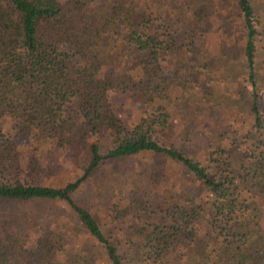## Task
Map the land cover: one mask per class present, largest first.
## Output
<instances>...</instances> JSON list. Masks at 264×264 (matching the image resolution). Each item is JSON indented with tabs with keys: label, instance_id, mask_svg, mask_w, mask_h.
Here are the masks:
<instances>
[{
	"label": "trees",
	"instance_id": "1",
	"mask_svg": "<svg viewBox=\"0 0 264 264\" xmlns=\"http://www.w3.org/2000/svg\"><path fill=\"white\" fill-rule=\"evenodd\" d=\"M149 1L0 0V116L16 121L8 128L0 122V264H264V9L233 1L247 89L242 126L233 115L197 113L201 99L190 93L184 107H194L191 119L204 128L190 141L170 113L175 80L187 89L188 78L168 72L188 60L193 43L183 40L184 31L157 25ZM221 19L229 27L231 18ZM119 42L135 62L115 76L103 65ZM210 61L219 73L212 63L221 56ZM113 91L126 92L139 115L120 117ZM208 96L215 98L213 88ZM178 142L196 144L206 163ZM78 150L84 164L74 180L59 187L34 182L45 171L43 158ZM138 156L162 161L161 179L152 168L157 191L146 200L119 193L99 216L75 198L105 163ZM181 175L197 185L183 190ZM200 190L206 195H191ZM58 203L103 257H69Z\"/></svg>",
	"mask_w": 264,
	"mask_h": 264
},
{
	"label": "rangeland",
	"instance_id": "2",
	"mask_svg": "<svg viewBox=\"0 0 264 264\" xmlns=\"http://www.w3.org/2000/svg\"><path fill=\"white\" fill-rule=\"evenodd\" d=\"M233 1H149L153 6V10L156 11L157 25L159 23L164 26L172 25L173 29L178 28L182 32L184 31L186 38L183 40L187 39L186 41L193 43L189 46V52H186L188 60L186 62L181 60L180 64H176L168 72L171 76L179 72L180 79L182 77L188 78L187 87L189 88L187 89L185 86L184 89L182 88V83L179 79L175 80L174 89L176 96L173 97V103L176 105L170 109V113L175 125L184 127L187 130L185 136L190 141H195L198 138V134L204 130L202 121L195 122L191 119L194 107L192 105L184 107L186 97H192L190 93L201 99L199 102L200 107L196 108L197 113L212 115V113L217 112L216 114L233 115L234 124L238 128L242 126L243 113H245L246 109L245 98L247 89H245V83L242 82L244 80V70L238 55L242 32L236 24L237 17L235 15V2ZM252 2L264 9V0H252ZM221 17H225V22H227V17L231 18L229 27L223 24ZM193 25H197L199 28L196 26V31H193L191 30L194 27ZM190 32L195 33L192 39H188L191 35ZM181 43H184V41ZM117 46L106 59L103 67L108 73L122 76L128 72L135 60H133L134 57L130 55L128 50L122 46L121 42ZM218 54L223 61L216 64V66L212 63V66L217 68L219 73L211 70L209 66V62H212L210 60ZM175 57L176 54H174ZM168 58L171 59L173 57L168 56ZM203 65H208V69L202 67ZM203 68L204 70L202 71ZM227 70H230V76L225 74ZM197 82L200 83L202 88L201 90L197 89L195 92L191 87ZM210 88H213L216 94L215 98L208 96ZM110 100L114 111L119 113L123 119L126 120L139 115L137 107L131 106V98L127 96L126 92L113 91L110 93ZM244 119L246 118L244 117ZM0 122L4 125V128L13 127L16 124V121L9 115H1ZM100 141L105 152V149L110 144V139L104 134ZM176 146L181 147L184 151L188 150V154L191 157L206 163L205 155L195 150L196 144L193 142L185 144H179L178 142ZM83 155L80 150L63 154L50 153L43 158L45 171L36 176L34 182L59 187L64 182L74 180L80 173V166L84 164ZM161 162L159 159L152 160L148 156L108 161L97 171L92 180L81 186L80 192L75 195V198L92 213L99 216L104 212L105 202L108 199H114L119 193L125 195L127 199L133 197L146 200L151 188L157 191L156 177L155 174L153 176L152 168L158 167L161 179V175H163ZM170 171L171 169L168 172ZM178 183L185 191H189L197 185L190 177L184 175L178 177ZM138 191L142 192L139 193ZM198 194L206 195L202 190L191 191V195ZM55 207L60 211H65L63 215H65L68 242L73 247V249L70 248L71 254L69 257L76 259L75 257L81 254L83 256L98 254L99 257H103L99 250L101 249L100 246L93 238L85 234V231L83 232V228L77 223L76 218L69 209L61 203L56 204ZM114 236L123 237V231L116 232ZM116 241L118 240H115V243L119 247L120 243ZM83 244L85 245L82 249L76 252L79 245ZM103 261V264H108L105 260Z\"/></svg>",
	"mask_w": 264,
	"mask_h": 264
}]
</instances>
